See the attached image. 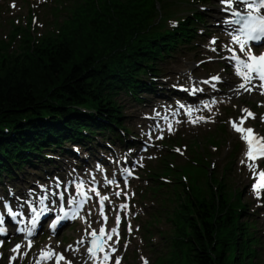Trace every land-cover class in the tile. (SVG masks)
Returning a JSON list of instances; mask_svg holds the SVG:
<instances>
[{"label": "trees", "instance_id": "trees-1", "mask_svg": "<svg viewBox=\"0 0 264 264\" xmlns=\"http://www.w3.org/2000/svg\"><path fill=\"white\" fill-rule=\"evenodd\" d=\"M169 8L166 0H108L103 11L89 5L91 15L84 11L64 25L61 40L54 37L34 48L22 42L21 52L12 54L2 44L0 166L16 167L28 158L32 144L68 139L83 125L120 126L122 116L113 102L129 79L125 63L137 71L149 62L158 48L161 25L155 19ZM164 39L159 37L174 42L171 36ZM78 106L97 109L101 117L72 114ZM4 126L14 128V136L5 134ZM203 183L195 179L194 193L184 190V202L179 199L169 264H254L252 241L244 240L248 227L241 212H232L230 189L220 185L216 194L202 190Z\"/></svg>", "mask_w": 264, "mask_h": 264}, {"label": "snow or ice", "instance_id": "snow-or-ice-1", "mask_svg": "<svg viewBox=\"0 0 264 264\" xmlns=\"http://www.w3.org/2000/svg\"><path fill=\"white\" fill-rule=\"evenodd\" d=\"M221 3L224 5L222 9L225 12L230 13L232 17H236L237 19H229L226 20L225 23L229 25H240L236 31L240 33L239 35H233L232 40L239 46L238 52L229 48L228 51L232 52L231 57L229 59L235 61L236 74L242 78V82L237 86V89H243L251 93L253 90H259L261 95H264V52L259 55L253 53L252 44L253 43H261L264 42V0H221ZM242 5L244 7V12L238 10V6ZM212 44H215L216 41L212 40ZM264 46V43L261 44ZM213 51L216 49L213 48ZM215 81H220L219 76L212 77ZM258 81V83H257ZM208 83V81H205ZM245 115L239 118L238 121H232L231 126L233 129L241 134V138L246 142L247 151L245 153V159L241 160V164H246L249 170L253 173V176L256 182L252 185V190L254 196L260 200L264 197V170H259L258 165L256 163L257 160H264V136L259 135L252 128H245L243 125L248 118H255L254 113H252L248 109L242 110ZM191 109H189V113ZM198 120H203V117H198ZM264 119V118H262ZM192 123H196V120L191 121ZM169 130H172L171 124H169ZM162 138V137H158ZM177 152H180V149H176ZM128 175H131L127 169L124 170ZM114 180H108V184L114 183ZM77 195L81 197V199H77L76 196H70L68 199V204L77 205V209H81L83 204L87 202V200L91 199L88 195V191L94 192L96 196L99 197L100 204V214L104 218L105 224L107 222V217L104 216V202L109 200L108 196H101L99 191L96 188H91L89 190H85L83 187V182H80L77 186ZM67 191V190H65ZM120 192H116V196H120ZM49 195L55 197L59 196L60 199V207L63 211L64 207V197L65 192H52L48 193L47 191L44 195L39 199V203L44 205L46 199L49 198ZM55 202V201H53ZM120 209H126V204H121ZM7 212L15 219L18 215H22L19 212H13L10 207L5 205ZM47 206L41 208L40 212H37L35 208H32V212L35 215L32 217L30 223L31 228L21 229L20 231H25L27 236H32L33 229L36 226V222L39 219L40 215L47 211ZM78 215L77 210H73L71 218L75 219ZM65 217H68V213L65 212ZM119 224H120V216H116V227L108 230L104 226H102L98 232L97 230H92L88 233L92 237L90 241V245L87 248V252L91 258L99 261V264H109V261L112 259L111 253L116 251L115 244L119 243ZM4 225V216L0 213V235L6 234V228ZM53 229L56 227V224L52 225ZM129 231H131V226H129ZM113 235L117 237V239L113 242V244H107L108 241H112ZM3 242L0 241V244ZM79 243L83 244V240ZM31 246V241H29V247ZM126 247V245H125ZM21 248L20 244H17L13 249V253H17ZM100 254H103L102 257ZM26 255V253H25ZM41 261L45 259H53L55 257L56 264H71L70 261H67L62 254H55L51 249H48L46 252L42 251ZM11 260H15L16 256L10 258ZM37 264H40V261H37ZM115 264H120V259H115ZM144 264H147V261H144Z\"/></svg>", "mask_w": 264, "mask_h": 264}, {"label": "rangeland", "instance_id": "rangeland-1", "mask_svg": "<svg viewBox=\"0 0 264 264\" xmlns=\"http://www.w3.org/2000/svg\"><path fill=\"white\" fill-rule=\"evenodd\" d=\"M174 3H176V2H174ZM57 29V28H56ZM18 40V39H17ZM20 42L19 41H16V43L14 44V49L15 50H17L18 49V44H19ZM18 52L20 53L21 51L18 49ZM12 54V53H11ZM125 93H124V95L122 96V97H119L118 98V101H123V103H124V97H125ZM124 106V105H123ZM57 119L60 121V123H62V118L60 117V116H57ZM215 166L214 167H212L211 166V168L213 169L212 171H216L217 172V174L218 175H220L221 174V171H222V167L225 165V162H224V160H215ZM219 177V176H218ZM224 180L226 181V182H228V183H230V185H231V189L232 190H234L235 189V186L236 187H238L239 189H240V191L243 193V197L246 195V190L244 189V182H243V179L238 175V173L236 174V173H234V174H230L229 175V177H227V178H224ZM175 182L176 183H178V185H182V184H184V183H182V182H180V180L179 179H176L175 180ZM234 183V184H233ZM235 185V186H234ZM219 186L220 185H218L216 182L212 185V190H213V192L214 193H218V188H219ZM225 189V188H224ZM220 191V190H219ZM186 193L187 194H189V196L190 195H192V193H194L193 192V189L190 187V186H187L186 187ZM231 196H233V193H231L230 192V198H231ZM182 202H184V195H182ZM191 199V198H190ZM220 199V198H219ZM179 202V201H178ZM187 203V202H186ZM230 203L232 204L233 202L230 200ZM183 204V203H182ZM184 205V204H183ZM233 213L235 212V211H232ZM161 228H162V230L165 232V235H167V234H169V232H170V230H172L173 231V229L172 228H174V224H173V222H170L169 224L166 222V221H162V223H161ZM177 231H178V229H177ZM180 232H185V229H182ZM182 234V233H181ZM185 234H187V231H186V233ZM167 237V236H166ZM182 237H185V236H183V234H182ZM157 238L159 239V236H157ZM160 253H162L163 254V250H161L160 251ZM232 258V257H231ZM230 259V258H229ZM233 264H236V262H234V261H231Z\"/></svg>", "mask_w": 264, "mask_h": 264}]
</instances>
